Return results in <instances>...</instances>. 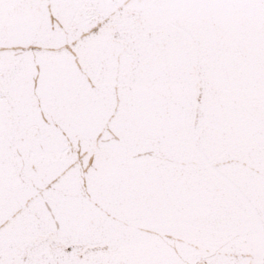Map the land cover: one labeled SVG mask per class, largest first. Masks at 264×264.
Segmentation results:
<instances>
[{
    "label": "snow or ice",
    "instance_id": "6c2138e0",
    "mask_svg": "<svg viewBox=\"0 0 264 264\" xmlns=\"http://www.w3.org/2000/svg\"><path fill=\"white\" fill-rule=\"evenodd\" d=\"M0 264H264V0H0Z\"/></svg>",
    "mask_w": 264,
    "mask_h": 264
}]
</instances>
